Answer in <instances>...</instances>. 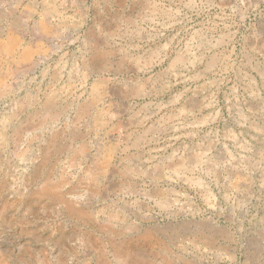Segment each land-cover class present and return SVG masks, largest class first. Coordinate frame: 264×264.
<instances>
[{
  "label": "rangeland",
  "instance_id": "rangeland-1",
  "mask_svg": "<svg viewBox=\"0 0 264 264\" xmlns=\"http://www.w3.org/2000/svg\"><path fill=\"white\" fill-rule=\"evenodd\" d=\"M0 264H264V0H0Z\"/></svg>",
  "mask_w": 264,
  "mask_h": 264
},
{
  "label": "bare ground",
  "instance_id": "bare-ground-1",
  "mask_svg": "<svg viewBox=\"0 0 264 264\" xmlns=\"http://www.w3.org/2000/svg\"><path fill=\"white\" fill-rule=\"evenodd\" d=\"M97 57V56H96Z\"/></svg>",
  "mask_w": 264,
  "mask_h": 264
}]
</instances>
